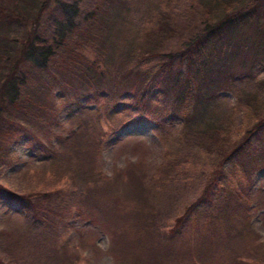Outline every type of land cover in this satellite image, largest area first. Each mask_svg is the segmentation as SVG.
<instances>
[{
    "label": "trees",
    "instance_id": "obj_1",
    "mask_svg": "<svg viewBox=\"0 0 264 264\" xmlns=\"http://www.w3.org/2000/svg\"><path fill=\"white\" fill-rule=\"evenodd\" d=\"M122 104L130 118L115 124ZM148 116L166 147L165 179L207 163L190 177L203 184L195 217L210 221L198 249L250 233V214L264 208L245 177V164L264 170V0H0V264H76L75 246L94 251L85 238L98 229L110 246L120 238L123 264L186 257L190 247H165L169 206L150 207L159 194L128 211L116 178L98 169L106 138ZM18 142L38 161L19 157ZM92 187L106 197L95 207L124 224L84 220L96 229L80 226L72 244L71 208ZM12 203L20 214L3 212Z\"/></svg>",
    "mask_w": 264,
    "mask_h": 264
},
{
    "label": "rangeland",
    "instance_id": "obj_2",
    "mask_svg": "<svg viewBox=\"0 0 264 264\" xmlns=\"http://www.w3.org/2000/svg\"><path fill=\"white\" fill-rule=\"evenodd\" d=\"M132 12L135 14L134 11ZM133 14L131 13V16ZM227 95L230 94L227 93ZM157 99L158 103L155 106H163V98L158 96ZM124 106L126 105L122 104L116 107L119 112L114 119L115 124H123L128 117L130 118V116L122 113L121 109H124ZM154 123L156 122H153L150 117L148 120L128 124L115 131L112 136H108L100 150L98 169L104 180L116 178L111 185L114 189L116 203L125 204L126 210L131 211L145 204L144 196L147 190L158 193L160 196L157 203L150 205L151 208L166 209V206H169V215L165 222H162V225L165 224L166 227H162L166 238L164 240L165 247L168 248V251L170 247L178 249L181 246L190 247L191 250L186 252V257L183 254H175L176 252H172L170 256L161 255L158 257L157 264H264V208L250 214L248 220L250 233L241 232L232 240H224V237H227L226 233L221 234V246L217 248V252L212 249L210 252L207 250L204 253L198 249L196 238L200 242L201 236H207L204 232L209 230L203 226H210V221H205L200 216L195 217V210L202 206L199 201L203 194V184L197 181L198 186L190 177L203 172L207 163L201 165V172L196 166L188 165L186 167V164L175 166L170 179H165L166 175L162 176L161 169L166 163L164 153L166 147L160 140L158 128ZM14 148L19 157L32 156L38 161V155L34 154L27 144L18 142ZM235 166L239 168V163L235 162ZM19 167L20 164H15L6 173H16ZM245 168L248 171L245 175L246 182L252 189L262 188L259 194L264 195V170H254L249 164H245ZM138 183H141V193L139 194L137 193ZM143 185L146 188H143ZM104 199L106 200V197L95 187L89 189L84 195L77 196L75 206L71 208L73 212L68 219L70 226L75 225L73 226L74 231L67 230L64 234V237L72 244L77 243L76 231L80 226L96 229L95 225L84 220L90 219L89 221L94 222L92 219H96L99 224L105 222L109 227H115L114 229L124 224L123 220L125 219L120 220L119 217L106 215L107 209L95 207L94 204L104 207ZM186 199L190 200V203L184 202ZM147 203H152L151 197ZM185 203L188 205L187 208L184 207ZM3 209V212L7 214H20L22 212L21 207L16 203H12ZM208 212L206 211L203 216ZM2 224L1 221L0 226ZM98 231L96 236L85 238L86 242L90 240L97 246L94 251L87 247V243L75 246V252L78 253L79 257L76 264H123V261L126 262V247L120 245V238L113 240L110 246L107 235L100 229ZM208 240L209 238L206 239V241ZM117 250H119V254L123 250L124 257L122 256L123 258L116 261L114 253ZM199 250L200 252H198ZM145 258L146 264H152L150 258L146 256ZM127 260L130 262V259Z\"/></svg>",
    "mask_w": 264,
    "mask_h": 264
}]
</instances>
